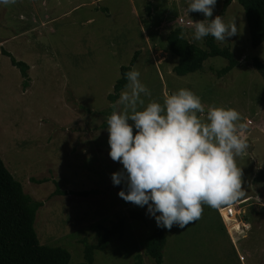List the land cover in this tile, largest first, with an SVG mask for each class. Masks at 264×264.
I'll return each instance as SVG.
<instances>
[{
  "label": "rangeland",
  "instance_id": "374dc122",
  "mask_svg": "<svg viewBox=\"0 0 264 264\" xmlns=\"http://www.w3.org/2000/svg\"><path fill=\"white\" fill-rule=\"evenodd\" d=\"M224 0H216L219 16ZM188 0H15L0 5V154L24 192L43 202L35 229L41 245L61 247L71 264L84 262V244H97L91 226L110 228L130 211H144L118 196L126 185L114 186L111 174L122 168L108 156V96L138 53L135 68L151 101L163 104L170 93L189 89L209 105L233 108L245 124L241 135L247 149L238 158L241 195L231 204H202L198 219L183 228H165L163 264H264V79L252 67L264 64V43L251 44L244 8L234 2L221 16L234 20L237 34L217 41L229 47L239 62L229 74L218 72L229 62L209 58L203 69L184 77L174 68L178 58L167 36L181 29L184 37L206 49L205 37L194 40L200 12H187ZM207 23V20L204 21ZM1 49L30 66V83ZM129 123H132L129 121ZM135 134V129H134ZM58 191L66 194H59ZM96 191L83 197L77 193ZM227 208L239 213L237 222L223 218ZM159 215V213H157ZM235 224H239L233 233ZM128 219L124 235L114 236L94 264H155L146 255L145 240L156 227Z\"/></svg>",
  "mask_w": 264,
  "mask_h": 264
},
{
  "label": "clouds",
  "instance_id": "9594fccd",
  "mask_svg": "<svg viewBox=\"0 0 264 264\" xmlns=\"http://www.w3.org/2000/svg\"><path fill=\"white\" fill-rule=\"evenodd\" d=\"M12 3L0 0V5ZM215 5L216 0H188L187 12H200L207 20L192 21L194 40L211 35L226 42L237 34L234 20L207 19ZM139 75L135 66L124 74L127 82L106 118L108 156L122 165L111 182L124 183L118 196L147 206L158 227L183 228L200 217L202 204L215 208L241 195L236 158L248 147L241 135L246 126L233 108L209 105L205 111L200 97L185 88L167 95L163 104L151 101L141 109V94L150 92Z\"/></svg>",
  "mask_w": 264,
  "mask_h": 264
},
{
  "label": "trees",
  "instance_id": "16d2710c",
  "mask_svg": "<svg viewBox=\"0 0 264 264\" xmlns=\"http://www.w3.org/2000/svg\"><path fill=\"white\" fill-rule=\"evenodd\" d=\"M238 2L245 11L247 25L250 32L251 44L254 48L264 43V0H224L219 16H224L232 4ZM181 29L171 31L167 36L170 51L178 58V64L174 68L177 76L184 77L199 72L209 58H224L229 64L218 72L222 77L238 67L239 62L229 47L221 48L211 36H205L206 49H202L188 41L184 35L180 37ZM1 54L10 58L11 64L19 69L24 78V88L29 87L30 66L27 63L16 60L12 54L1 49ZM138 53L133 57L130 65L123 66L120 70L121 77L114 86V91L108 96L111 104L109 114L113 111L112 104L119 98L120 92L126 84L124 74L135 65ZM252 67L258 70L264 79V64L255 60ZM104 128L107 123H104ZM96 191L77 193L79 196L88 197ZM59 194H66L58 191ZM43 202L34 200L24 192L23 186L6 168L0 154V264H71V254L61 247L41 245L35 229L36 216ZM147 208V206H146ZM144 211H130L127 216L119 218L110 228L100 223L93 224L91 230L97 236V244L91 245L86 240L84 244V262L79 264H94L95 253L104 251L114 236H123L126 221L144 220ZM167 245V237L164 227L156 225L154 232L145 240L146 255L152 258L155 264H163L164 250Z\"/></svg>",
  "mask_w": 264,
  "mask_h": 264
},
{
  "label": "built area",
  "instance_id": "2783aa9c",
  "mask_svg": "<svg viewBox=\"0 0 264 264\" xmlns=\"http://www.w3.org/2000/svg\"><path fill=\"white\" fill-rule=\"evenodd\" d=\"M234 212H236L235 217L237 218L239 212L235 208H227L223 218L226 220L228 217H233Z\"/></svg>",
  "mask_w": 264,
  "mask_h": 264
},
{
  "label": "bare ground",
  "instance_id": "6f19581e",
  "mask_svg": "<svg viewBox=\"0 0 264 264\" xmlns=\"http://www.w3.org/2000/svg\"><path fill=\"white\" fill-rule=\"evenodd\" d=\"M235 213L236 212H234V214H233V217H228V218H226L228 221H230V222H234V223H238L237 222V218L235 217ZM238 226H239V224H235V226H234V228L232 229V231H233V233L235 232V234L238 232L236 229L238 228ZM239 229V228H238Z\"/></svg>",
  "mask_w": 264,
  "mask_h": 264
},
{
  "label": "water",
  "instance_id": "95a60500",
  "mask_svg": "<svg viewBox=\"0 0 264 264\" xmlns=\"http://www.w3.org/2000/svg\"><path fill=\"white\" fill-rule=\"evenodd\" d=\"M260 194H261V197H262V200H263V203H264V189L260 190Z\"/></svg>",
  "mask_w": 264,
  "mask_h": 264
},
{
  "label": "crops",
  "instance_id": "0c3cea01",
  "mask_svg": "<svg viewBox=\"0 0 264 264\" xmlns=\"http://www.w3.org/2000/svg\"><path fill=\"white\" fill-rule=\"evenodd\" d=\"M234 2H236V1H234ZM234 2H232V4H231V5H234ZM231 5H230V6H231ZM230 6H229V7H230Z\"/></svg>",
  "mask_w": 264,
  "mask_h": 264
}]
</instances>
